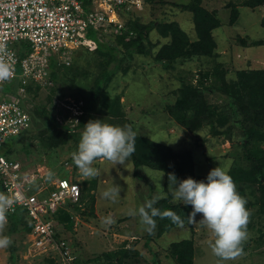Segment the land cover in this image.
<instances>
[{
  "label": "rangeland",
  "instance_id": "rangeland-1",
  "mask_svg": "<svg viewBox=\"0 0 264 264\" xmlns=\"http://www.w3.org/2000/svg\"><path fill=\"white\" fill-rule=\"evenodd\" d=\"M143 1V6L135 8L131 15L144 23L156 21V28L160 22L176 21L190 35L191 40H194L196 33L192 14L183 9V6L190 4L191 0H154L152 3ZM242 1L202 0V7L211 12L215 11L220 20V27L214 33L217 52L211 59H204L203 63L210 64L209 67L217 63L216 65L227 72L228 80H235L236 70L248 65L251 69L264 67V42H261L264 41V6L251 9L241 6ZM229 3L239 6V17L235 24L230 22ZM124 20L126 22L127 18L125 17ZM151 33L152 43L161 45L166 41L161 38L156 29ZM110 40L111 36L107 34L102 42H111ZM52 58H58V56ZM127 58V63H124L128 64L129 71L127 75L119 73L120 76L117 77L119 81L118 83L114 81L113 85L116 88L112 94L123 95L121 97V103L124 106L122 111L125 113L124 121L128 122L119 120L111 122L113 118L100 114L95 115V120L100 119L105 123L128 127H131L130 120L136 122L135 129L147 133L157 142L172 147L177 155L191 157V163L194 164L193 170L197 176L206 178L208 172L217 166L228 172L235 165L239 167L246 164L241 146L243 139L242 136L237 135L238 131L232 141H223L222 138L211 136L208 127L192 133L181 126L167 110V105L176 100L177 91L183 81L194 85L199 84L198 81L201 78L199 74L205 69L200 61L193 60L181 67L165 70L161 64L150 65L153 62L151 57L136 55V58ZM108 59L109 56L97 54L91 58L86 69L89 76L94 78L93 66L97 68V72L101 69L100 65L104 66L103 62H107ZM110 68H115V63H112ZM207 69L212 70V68ZM60 76L61 78L57 81L51 80L50 84L41 87L40 102L45 103L50 93L49 89L57 88L58 93L65 89L72 95L80 93L70 85L65 75ZM79 77L85 79L84 75ZM213 80L214 77L211 76V79L205 80L204 83L207 85ZM72 95L65 101L58 100L62 107L71 105L69 111L72 118L69 120L59 118L61 121L70 122L73 117L82 114L78 109V106L81 108L82 103L76 106L77 103ZM209 96L212 102L218 105L222 103L215 94L210 93ZM78 121L73 120L71 124L73 128ZM83 130H79L76 139L49 152L38 147L37 141H34L33 145L25 142L23 139L25 136L20 135L16 138L19 144L14 156L25 171L40 177L44 176L47 182L53 183L61 178L74 179L82 183L83 180L89 181L85 186L81 184L85 199L80 203L79 210L72 212L73 209L69 208L77 226L74 224V227L68 228L61 223L55 225L56 232L59 231L60 235L68 240L80 264H94L92 262L94 258L122 248L133 249V252L139 251L141 264L154 261L160 264H176L168 256L171 243L192 235L195 241L194 264H264V212L261 211L264 195L262 193L256 192L254 200L256 205L253 201L251 204V200H247L246 208L249 212L246 225L247 239L242 242V252L235 258L221 261L214 255L211 245L215 235L205 224L199 222L202 217L200 213H197L194 218L193 231L190 228H181L165 233L159 238L151 234L154 238L149 239V233L146 226L141 224L140 217L128 213L129 210L137 209L150 199L163 196L164 174L151 168L134 170L131 158L124 164L116 165L104 159H97L93 166L99 169L100 175L95 178L83 177L72 158ZM112 184L120 188V198L115 202L102 197V192L110 188ZM106 216L113 217L116 223L110 226L104 225L102 218ZM7 222L6 216V221L0 224V236H8L11 244L0 248V264H12L11 247L15 248L19 256L16 264H41L39 261L42 258L31 247L30 233H24L20 229L11 231ZM59 263L61 264L60 261Z\"/></svg>",
  "mask_w": 264,
  "mask_h": 264
},
{
  "label": "trees",
  "instance_id": "trees-1",
  "mask_svg": "<svg viewBox=\"0 0 264 264\" xmlns=\"http://www.w3.org/2000/svg\"><path fill=\"white\" fill-rule=\"evenodd\" d=\"M146 1L152 3L154 0ZM240 5L257 9L264 6V0H243ZM228 7L231 9L230 22L235 24L239 17V6L229 3ZM183 9L192 14L196 33L194 40H191L190 35L176 21L160 22L156 28V21L144 23L130 14L126 16L128 19L126 22L127 29L122 34L113 33L111 42H102L103 39L99 40L97 35L91 32L90 37L98 41V46L94 51L87 49L72 50L69 54L71 58L69 65L61 63L57 58H52L50 61L51 79L57 81L61 78L60 75H65L70 85L80 93L72 95L65 89H62L61 93L57 92V88L49 89L50 93L46 98L47 100L42 103L40 102L41 87L33 84L28 86V98L25 100V107L30 115L31 123L21 136L24 135L25 142H30L32 145L35 143L34 141H37L38 147L49 152L66 145L72 139H76L79 130H83L84 125L90 119L95 120L97 114L113 118L111 122H116L115 120L123 122L125 119V113L122 111L124 106L121 103L123 95L112 93L115 92L116 88L113 85L115 84L114 81L117 83L119 81L117 78L120 76L119 73L127 75L129 71L128 64L124 63H127V57L136 58V55L151 57L153 62L150 65L158 63L165 70L175 69L197 60L205 66V69L199 74L201 76L198 81L199 84L194 85L183 81L177 91L176 100L167 105V110L181 126L192 133L208 127L211 136L222 138L223 141H232L238 131L237 135L242 136L243 139L241 146L246 164L239 167L235 165L228 171V174L232 177L237 192L246 201L251 200L250 203L252 204L253 201V204L256 205L254 203L256 192L264 195V67L251 69L248 65L236 70L237 78L235 80H228L227 72L221 66L216 65L217 63L211 67L208 63L205 65L203 60L211 59L217 52L214 33L220 27V20L215 11L211 12L202 7V0H191L190 4L183 6ZM154 29L161 38L166 40L161 45H156L151 41V32ZM131 31L133 32L132 35H130ZM96 54L109 56V59L107 62H103L104 66L101 67L100 65L101 69L97 72V68L93 66L94 78H91L86 71L87 64ZM112 63H115V68H110ZM207 68H212V70ZM83 75L85 79L79 77ZM139 76L143 75L139 74ZM211 76L214 77V80L206 85L204 81L211 79ZM15 89V82L9 85L0 84V90L3 92L15 93ZM82 89L89 91L85 92ZM210 93L220 98L222 103L218 105L212 102ZM70 95L74 97L76 106L78 103H82L81 108L78 106L82 114L73 117V120H79L74 128L71 125L73 120L64 121L72 118L69 105L62 107L59 104L61 102L58 101H65ZM59 118L64 120L61 121ZM124 122L127 123L128 121L125 120ZM129 124L136 133L135 151L130 157L134 170L151 168L164 174V194L157 199L154 206L161 211L166 209L175 211L183 221L182 224H178L168 217L158 216L155 218V228L151 232L147 231L149 233L148 238L153 239V235L159 238L165 233L181 228H190L193 231V221L188 218L192 212V206L174 200L172 181L168 179V176L174 174L178 181L188 177L200 181L205 180V177L196 175L191 157L177 155L172 147L157 142L147 133L135 129L136 122L130 120ZM29 134L30 136H28ZM17 137L19 136L9 140L2 149V154L13 161H16L14 156L17 153V144H19L16 140ZM75 182L81 186L80 199L77 203H69L68 207L60 209L54 215L55 225L61 223L68 228L74 227L75 221H73L74 218L70 209H73L72 212L79 210L80 203L85 199L81 184L85 186L89 181L83 180L82 183L75 180ZM262 206L261 211L264 212V203ZM7 221L11 231L20 229L29 234L33 230L30 218L23 209H18L7 215ZM56 237L65 239L59 231ZM132 250L122 248L119 251L96 257L92 262L94 264H141L139 251L135 249L136 251L133 252ZM10 253L12 264H16L19 256L14 247H11ZM168 256L176 264H194L195 241L193 235L171 243ZM103 258L104 260H102ZM39 262L41 264H58L57 260L51 257L42 258ZM80 263L77 259L76 264ZM147 263L160 264L157 261Z\"/></svg>",
  "mask_w": 264,
  "mask_h": 264
},
{
  "label": "built area",
  "instance_id": "built-area-1",
  "mask_svg": "<svg viewBox=\"0 0 264 264\" xmlns=\"http://www.w3.org/2000/svg\"><path fill=\"white\" fill-rule=\"evenodd\" d=\"M143 4V0H0V62L12 67L10 77L0 84H16L15 93L0 90V193L14 200L6 216L26 211L33 226L31 247L41 258L76 264L78 257L68 240L56 237L54 215L79 201L81 186L67 178L47 182L8 159L2 149L30 127L27 88L51 83L52 57L69 65L72 50L94 51L98 41L91 32L99 40L122 34L127 29L124 18Z\"/></svg>",
  "mask_w": 264,
  "mask_h": 264
},
{
  "label": "clouds",
  "instance_id": "clouds-1",
  "mask_svg": "<svg viewBox=\"0 0 264 264\" xmlns=\"http://www.w3.org/2000/svg\"><path fill=\"white\" fill-rule=\"evenodd\" d=\"M12 74L9 63L0 62V80H6ZM136 133L128 126H118L105 123L103 120H89L72 153L74 164L85 178H95L100 175L99 169L93 166L95 160L104 159L116 164H124L135 151ZM51 175V173H50ZM172 181L174 200L184 205H191L192 212L188 218L194 221L197 213L202 214L199 222L205 224L215 235L211 245L215 256L221 261L235 258L242 252V242L247 239L246 225L249 212L247 201L236 190V185L228 172L220 166L212 168L205 180L197 181L191 177L183 180L169 174ZM120 188L112 186L102 192V197L112 202L120 198ZM157 198L146 201L135 210H129V215H138L141 224L151 232L156 226V217H168L174 223L183 221L175 211H161L154 205ZM14 204V200L0 193V224L6 221V212ZM104 225L116 223L111 216L102 218ZM11 244L8 236H0V248Z\"/></svg>",
  "mask_w": 264,
  "mask_h": 264
},
{
  "label": "crops",
  "instance_id": "crops-1",
  "mask_svg": "<svg viewBox=\"0 0 264 264\" xmlns=\"http://www.w3.org/2000/svg\"><path fill=\"white\" fill-rule=\"evenodd\" d=\"M82 178V177H81ZM72 180H74V179H72ZM75 181V180H74Z\"/></svg>",
  "mask_w": 264,
  "mask_h": 264
}]
</instances>
